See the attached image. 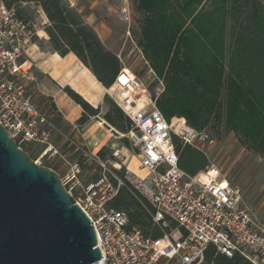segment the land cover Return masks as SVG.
Wrapping results in <instances>:
<instances>
[{"label":"trees","instance_id":"1","mask_svg":"<svg viewBox=\"0 0 264 264\" xmlns=\"http://www.w3.org/2000/svg\"><path fill=\"white\" fill-rule=\"evenodd\" d=\"M3 2L31 28L30 12L23 5L39 7L47 20L44 32L48 52L61 57L72 53L104 88L113 85L122 69L118 57L103 46L95 31L62 0ZM131 2L140 16L136 46L163 84V91L155 100L163 117L167 121L183 118L196 131L206 129L211 121L223 124L240 145L264 160V0ZM36 42L34 35L33 43ZM62 90L82 109L76 120L78 128L101 115L99 118L122 135L132 130L131 121L108 95L102 107L93 108L68 86ZM26 91L31 99L28 85ZM39 101L47 110L35 107L57 125L59 118L50 99L39 97ZM119 141L126 148L130 146L124 137ZM172 142L182 171L194 176L208 169L210 164L203 150L184 144L175 135ZM20 147L33 160L32 144ZM109 151L108 147H102L95 156L106 161ZM76 155L81 165L86 158ZM48 168L59 176L55 164ZM114 172L122 186L109 206L125 213L128 229H137L144 237L156 240L174 228L172 223L162 227L153 222L152 197L134 174L123 168ZM204 264L251 263L237 255L227 258L209 246Z\"/></svg>","mask_w":264,"mask_h":264},{"label":"built area","instance_id":"2","mask_svg":"<svg viewBox=\"0 0 264 264\" xmlns=\"http://www.w3.org/2000/svg\"><path fill=\"white\" fill-rule=\"evenodd\" d=\"M121 2L122 19L129 21L127 0ZM34 35L36 32L0 0V124L19 148L24 144L42 146L41 157L57 155L53 141L60 138L73 152L90 158L84 145L50 121L27 95L31 80L27 54ZM143 63L156 83L154 92L149 93L134 73L122 68L112 86L120 92L128 91L129 96L113 100L132 124V130L122 137L136 153L143 172V177H136L152 197V220L162 227L172 223L174 228L156 240L144 237L137 229H128L125 213L109 206L122 182L114 177V184L112 178L102 175L95 182L82 184L79 166L68 163L69 170L60 180L92 222L101 254L96 264H204L209 246L227 258L237 255L251 264H264V226L243 204L239 190L212 164L194 176L179 168L172 135L201 150L209 138L189 127L183 118H175L171 124L163 117L155 105L163 91L162 81L144 59ZM137 102L141 104L139 109Z\"/></svg>","mask_w":264,"mask_h":264},{"label":"water","instance_id":"3","mask_svg":"<svg viewBox=\"0 0 264 264\" xmlns=\"http://www.w3.org/2000/svg\"><path fill=\"white\" fill-rule=\"evenodd\" d=\"M92 222L0 124V264H96Z\"/></svg>","mask_w":264,"mask_h":264},{"label":"rangeland","instance_id":"4","mask_svg":"<svg viewBox=\"0 0 264 264\" xmlns=\"http://www.w3.org/2000/svg\"><path fill=\"white\" fill-rule=\"evenodd\" d=\"M62 1L68 5L69 8L75 10L74 6H71L67 0ZM118 2L120 6L117 13H110L104 16L105 19L113 25L114 32L117 36L116 38L118 43L116 45V51H118V56H120L119 62L121 67L125 68L126 73L127 69L134 73L137 79L143 82L149 93L152 94L154 92V88L156 87V83L152 82L151 76L147 73L141 54L138 52L139 49L136 46L140 16L135 12L131 0H127L129 21H124L122 19V15L120 14L122 2L121 0H118ZM23 7L28 8L30 12L29 23L31 24L33 30L37 33L36 37L38 42L34 44L41 50L48 52L49 48L46 44L48 37L47 40H44L43 38H40L42 33H39L41 30L44 31V27L47 24L45 23V18L43 17L44 14L40 11L39 7L32 4L23 5ZM131 49H134V51L128 55ZM128 94L129 92L124 90L119 92L116 98L118 100H124L128 98ZM31 95L32 94H30V96ZM31 100L41 111L44 112L47 110L45 104L40 103L39 98H35V96L32 95ZM99 117H101V115ZM175 118L176 117L172 118L169 122L173 124ZM60 129L62 128L60 127ZM199 132L206 133L209 138V142L202 147L203 152L206 153L209 164L214 165L216 169L220 171L221 175L225 176L226 182L239 190L242 195L243 204L254 209L257 201L263 195L261 191V180H258V176L259 173L264 170V160L252 151H249L240 145L236 136L232 132H227L223 124L211 121L206 129ZM114 135L117 136L115 133ZM55 141L58 143L57 155L51 156L47 154L41 157L39 152L43 147L32 145L33 151L31 153V157L33 158V161H37L40 166L43 167L48 168V166L55 164L56 168L54 169H56L59 173V178L63 179L69 170L68 163H77L79 156H77L76 153L73 152L72 149L60 138H56ZM84 148L86 149V147ZM122 148L127 150L123 157L119 152ZM117 149L118 150L110 149L111 152L109 151L110 153L108 154L106 161H101L97 159L96 156L91 157L92 155L86 149L90 158L83 160L81 165L77 163L80 168V173L78 175L80 183L87 184L89 182H94L102 175L112 179L116 177L120 180L114 170H120V168H123L126 172L125 163L128 161V170L131 169L129 172L137 175L138 177H140L139 175H143V172L140 170L138 165L136 153L131 149V147L129 146L126 148L119 141ZM124 157L126 158L125 163L123 161ZM129 157H133V159H130ZM95 176H97L96 179ZM77 193L78 192L75 194Z\"/></svg>","mask_w":264,"mask_h":264},{"label":"crops","instance_id":"5","mask_svg":"<svg viewBox=\"0 0 264 264\" xmlns=\"http://www.w3.org/2000/svg\"><path fill=\"white\" fill-rule=\"evenodd\" d=\"M67 1L74 6L83 21L95 31L103 46L118 56L116 51L118 41L114 27L104 16L117 13L120 6L118 0ZM45 23H47L46 18ZM39 33H42L40 38L47 40L43 30ZM27 59L31 64L29 72L31 80L27 83L29 91L35 98L50 99L59 118L57 125L66 134L78 139L92 156H95L102 147L118 150L117 145L122 135L101 118H91L82 128L77 127L76 120L81 116L82 109L68 98L62 89L68 86L93 108L102 107L106 95L116 99L120 90L116 86L104 88L72 53L61 57L57 53L41 50L33 43L28 49ZM140 105L137 103L136 109H139ZM57 144L54 143L56 150ZM119 152L123 157L127 150L122 148ZM258 180H261L263 195L257 201L255 208L251 209L257 221L264 226V170L259 173Z\"/></svg>","mask_w":264,"mask_h":264},{"label":"bare ground","instance_id":"6","mask_svg":"<svg viewBox=\"0 0 264 264\" xmlns=\"http://www.w3.org/2000/svg\"><path fill=\"white\" fill-rule=\"evenodd\" d=\"M128 96H129V94H128ZM124 98H125V97H124ZM128 107H129V106H127V108H128ZM129 158H130V157H129ZM131 158L133 159V157H131ZM131 158H130V159H131ZM127 160H128V159H127ZM125 162H126V161H125ZM128 162H129V161H128ZM128 162L125 163V166H127V167H128ZM130 170H131V169H130ZM130 170H129V171H130ZM211 173H212V172H211ZM139 176H140V177H138V176H137V177H138V178L143 177V175H139Z\"/></svg>","mask_w":264,"mask_h":264}]
</instances>
